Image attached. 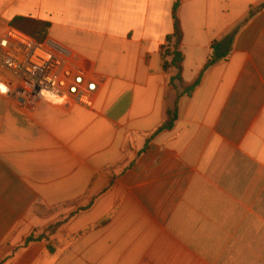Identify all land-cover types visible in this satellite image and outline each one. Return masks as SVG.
Masks as SVG:
<instances>
[{
    "label": "crops",
    "instance_id": "0c3cea01",
    "mask_svg": "<svg viewBox=\"0 0 264 264\" xmlns=\"http://www.w3.org/2000/svg\"><path fill=\"white\" fill-rule=\"evenodd\" d=\"M174 2L0 0V36L48 23L100 83L90 107L0 93V264H264V0H180L185 82L231 50L144 148Z\"/></svg>",
    "mask_w": 264,
    "mask_h": 264
},
{
    "label": "built area",
    "instance_id": "2783aa9c",
    "mask_svg": "<svg viewBox=\"0 0 264 264\" xmlns=\"http://www.w3.org/2000/svg\"><path fill=\"white\" fill-rule=\"evenodd\" d=\"M9 30L0 36V93L28 107L43 99L91 106L100 83L72 53Z\"/></svg>",
    "mask_w": 264,
    "mask_h": 264
},
{
    "label": "trees",
    "instance_id": "16d2710c",
    "mask_svg": "<svg viewBox=\"0 0 264 264\" xmlns=\"http://www.w3.org/2000/svg\"><path fill=\"white\" fill-rule=\"evenodd\" d=\"M179 6L180 0H175L172 7L173 31L166 36L165 43L161 47L163 71L168 72L171 69H175V74L167 79V88L176 91L177 95L175 102L172 105L165 106V119L147 136L144 148H146L151 140L158 134L169 131L174 127L178 118L179 98L182 96L190 97L200 85L205 72L219 61L225 60L231 50L234 33L228 34L218 41H214L211 45V52L199 74L193 79V81L189 83L185 82L182 78L184 55L181 51L183 33L178 18ZM12 26L19 30V32L28 35L39 42L44 40L48 29V23L32 19H14L12 21ZM40 238L42 237H38V239ZM32 240H34V238L31 236L26 242Z\"/></svg>",
    "mask_w": 264,
    "mask_h": 264
},
{
    "label": "rangeland",
    "instance_id": "374dc122",
    "mask_svg": "<svg viewBox=\"0 0 264 264\" xmlns=\"http://www.w3.org/2000/svg\"><path fill=\"white\" fill-rule=\"evenodd\" d=\"M19 31V30H18ZM173 90H171V89H169V88H166V91H165V96H164V104H165V106L166 105H169V102H168V100H169V98H170V96L173 94ZM177 92H178V90H177ZM128 148V147H127ZM129 150V149H128ZM59 228V224L58 223H56V224H53V225H51L49 228H48V230H47V232L48 233H51V232H54L55 230H57Z\"/></svg>",
    "mask_w": 264,
    "mask_h": 264
},
{
    "label": "bare ground",
    "instance_id": "6f19581e",
    "mask_svg": "<svg viewBox=\"0 0 264 264\" xmlns=\"http://www.w3.org/2000/svg\"><path fill=\"white\" fill-rule=\"evenodd\" d=\"M14 34H17L16 32H14Z\"/></svg>",
    "mask_w": 264,
    "mask_h": 264
}]
</instances>
